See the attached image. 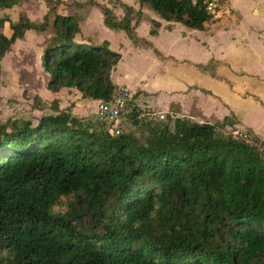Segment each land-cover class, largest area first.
I'll return each instance as SVG.
<instances>
[{"label":"trees","instance_id":"trees-1","mask_svg":"<svg viewBox=\"0 0 264 264\" xmlns=\"http://www.w3.org/2000/svg\"><path fill=\"white\" fill-rule=\"evenodd\" d=\"M70 1L97 7L106 27L138 40L132 19L141 9L115 0L118 18L97 0ZM17 2L0 0V8ZM139 2L190 28L214 21L201 0ZM46 3L41 22L24 13L16 22L0 18V61L27 30L45 31L55 11L42 54L47 89L74 87L108 100L121 54L107 41L75 40L76 17L56 13L69 3ZM129 113L143 128L139 136L97 130L64 113L0 125V264H264V158L217 132L233 121L176 117L171 128L140 123L137 106Z\"/></svg>","mask_w":264,"mask_h":264},{"label":"rangeland","instance_id":"rangeland-1","mask_svg":"<svg viewBox=\"0 0 264 264\" xmlns=\"http://www.w3.org/2000/svg\"><path fill=\"white\" fill-rule=\"evenodd\" d=\"M65 1L69 4H62L63 6L61 5L57 11L58 14L74 15L79 27H81L79 33L88 36L94 42L91 43L100 45L106 40L111 50L121 53V59L111 70V79L116 83H125L126 85L120 84L119 86H128L130 92H133L131 99L128 101V114L120 126L121 132H130L136 136L141 134L143 128L134 125L129 113L134 106L140 108L137 117L140 123L159 121L169 124L171 128L173 127L174 118L169 112L160 109L159 112L155 110L156 113L154 114V111L144 106L146 104L142 97V102L139 101L141 105H138L139 92L132 91L135 87L142 86L149 92L158 93L155 102L158 106H165L170 100L183 98L184 94L181 88L185 83H194L207 86L220 94L221 98L234 110L243 123L257 127L264 134V105L260 104L264 102V86L261 83L247 78V80L237 83L234 87L225 86V82L216 81L208 75L200 73L193 66L176 63L172 60H178L175 57L189 58L202 63L211 57L220 56L227 57L232 66L237 68L248 67L252 70L264 72V37L263 41L258 40L260 50L252 48L246 51L243 48L232 46L223 32L219 31L216 34V41L214 36L209 35L208 32H201L197 36L209 45L208 47H202L194 36L188 35V31H183L186 36L182 37L181 27L188 28L180 24L174 32L161 30L159 36L152 41L154 46L159 48L162 53L174 56L173 58H165L161 56L160 51L154 50L152 45L144 40L133 43L123 31L105 27L102 23L101 11L97 7H78L70 4V0ZM97 1L107 6L110 4L116 16H122V8L115 0ZM122 1L132 6H136L138 2L137 0ZM254 1L259 4V13L255 18V25L264 28V0ZM47 10L46 0H18L12 7L0 8V18H8L12 22H16L19 15L24 13L30 20L41 22ZM143 12L142 23L137 30V35L146 38L149 35L151 18L160 17L149 8V5L143 8ZM54 13L55 11L49 13V25L45 31L27 30L22 38L14 41L0 61V125H8L13 121L20 123L25 120L36 122L45 115L64 113L80 119L91 128L102 130L104 127L94 120V113L97 108L94 99L82 97L81 93L74 87H61L55 92L47 89L49 74L43 69L42 54L43 49L51 41L53 35L51 23ZM7 27L4 28V31L8 34L9 29ZM151 27H153L152 24ZM224 29H227V27ZM254 32L257 33L254 30L250 34ZM227 38H229V35ZM251 40L255 41L252 37ZM258 52L260 53L258 56L253 55ZM242 75H244L242 72L234 73L232 77L234 82L244 79ZM247 75L260 77L258 74ZM245 88L258 93L262 98L247 90L241 92V96H252L257 101L252 97H240L238 92ZM170 90H174L175 93L173 95L169 94L167 91ZM199 103L202 108V111L199 112L211 120L222 116L227 109L219 100L212 97L199 95ZM175 109V104H172L169 108L170 111ZM232 114L229 115V118L234 121L236 115ZM216 124L218 123L216 122ZM238 130L247 129L217 127V132L224 135H231Z\"/></svg>","mask_w":264,"mask_h":264},{"label":"crops","instance_id":"crops-1","mask_svg":"<svg viewBox=\"0 0 264 264\" xmlns=\"http://www.w3.org/2000/svg\"><path fill=\"white\" fill-rule=\"evenodd\" d=\"M137 1L138 2H137L136 6H132V5H130V6H132L135 10L141 9L142 10V16L138 21H136L137 20L136 18L132 19V25L134 26V33L138 38V40L136 42H133V41L132 42L138 43L140 40H144L146 43L152 45L154 50L159 52L160 51L159 48L154 46L152 41L157 36H159L161 30H166L168 32H174L175 28L177 26L179 27L180 24H182V25H184V24L181 22H178V21H173V20L167 21V20L162 19L160 16H159L160 18H154L153 17V18H151V24L153 25V23H152L153 21H157L159 23V26L154 28L156 30V34H154V35L150 34V30L153 29V27H154V25H153V27H151V24H150L149 31H148L149 35H147L146 38L143 36H138L137 30L142 23V17L144 15L143 8L146 7L148 4H142L141 5L139 0H137ZM259 1H262V0H259ZM61 5L62 4H60L56 8V13H57V11ZM228 6L230 8V12L228 14H226V15L220 17L219 19H216L210 23H206L203 30L190 28V27H187L184 25L188 29L181 27L182 31H180V32L183 33V31H188L189 32L188 35L194 36L195 40L200 42V45L202 47H208L209 45L207 44V42L205 40H201L200 37L197 36V34L199 35V34H201V32H208L209 35L214 36V40L216 41V34L220 31V32H223V34L226 36V39L234 47L243 48L246 51L248 49L251 50L252 48L260 50V48L258 47L259 46L258 40L263 41L264 28H259L258 26L255 25V18L259 13V4H257V2L254 0H228ZM109 7H112V6L109 4ZM85 8H91V7H85ZM149 8H150V6H149ZM118 18H120V17H118ZM225 27H227V29H224ZM80 30H81V27H80ZM116 30H120V29H116ZM254 30L257 31V33L254 32V33L250 34V32L254 31ZM121 31H123V30H121ZM228 35H229V38H227ZM184 36H186L185 32L183 33L182 37H184ZM251 37L255 41H252ZM74 38H75V40L80 41V42H93L84 33L81 34L78 32ZM160 54L162 57H165V58L166 57H169V58L174 57L172 55H165L161 51H160ZM259 54L260 53L258 52L257 54H253V55L258 56ZM175 58L178 60L172 59L174 62L193 66V67L197 68L198 71H200V73L206 74L210 78L215 79L216 81L218 80V81H221L223 83L225 82L224 83L225 86L234 87L237 83H240V82L247 80V78L250 80L257 81L264 86V72L263 71L252 70V69H249L248 67L247 68H237L235 66H232L231 62L228 61L227 57H224V58L220 57V56L211 57L202 63L196 62V61L189 59V58H177V57H175ZM221 70H223V71L221 72ZM236 72L244 73V75H242L244 79L234 82V79L232 77H233L234 73H236ZM247 74H258L260 76L259 77L260 79L258 77H255V76L253 77V76H250ZM141 82H142V80H141ZM113 83L116 85L125 84V83H116V82H113ZM128 88H130V87H128ZM135 90L139 92L138 98H137L138 105H141L142 98H144L145 100L143 99V101H145V104H146L144 106H146V107L150 108L152 111H154V114L156 113L155 110H157V112H159L158 110L163 109V111L165 110L166 112H169L173 118L185 117V118H188V119H190L192 121H196V122H208L211 124H215L216 122H219V123L222 122V120L225 116L229 117V115H231L233 113L234 115H236L235 120L233 121V124L232 125H225L223 127L247 129L250 132L254 133L260 140L264 141V134L261 132L260 129H258L257 127H255L253 125H247V124L243 123L241 121V119L239 118V116L234 112V110H232V108L223 100V98H221L220 94L213 91L212 89H210L207 86H203V85H199V84L196 85L194 83H185V85H183L181 88V90L184 94L183 98L178 99V100H170L165 106H158L157 103L155 102V98H156V95L158 93L149 92L146 90L145 87H142V86H140V87L137 86L132 91H135ZM245 90H247L248 92H251L257 96H260V98H262L261 95H259L258 93L254 92V91L248 90V88H245V89L241 90L240 92H238V95L240 97H242L240 93L245 91ZM167 92L171 95H173V93H175L174 90H170ZM131 93H133V92H131ZM199 95L210 97V98L212 97V98H215L216 100H219L222 103V105H224L227 108L225 110V113L222 116H220L219 118L212 119V120L207 118L205 115H203V113L201 114L199 112V111H202V108L200 107V103H199ZM247 97H252V96H246V97H242V98H247ZM252 99L256 100L254 97H252ZM93 101L95 103H98V100H93ZM139 101H141V102H139ZM258 102L260 103V101H258ZM172 104L176 105V109L174 111L169 110V108ZM260 104L264 105V102L260 103Z\"/></svg>","mask_w":264,"mask_h":264},{"label":"built area","instance_id":"built-area-1","mask_svg":"<svg viewBox=\"0 0 264 264\" xmlns=\"http://www.w3.org/2000/svg\"><path fill=\"white\" fill-rule=\"evenodd\" d=\"M195 1L192 0V2ZM201 3L213 20L219 19L230 12L228 0H201ZM131 97L132 93L127 86L116 85L108 100H98L94 120L106 130L118 134L121 131L122 121L128 113V101ZM231 136L235 140L252 147L261 158H264V141L260 140L254 133L248 130H238L233 132Z\"/></svg>","mask_w":264,"mask_h":264}]
</instances>
